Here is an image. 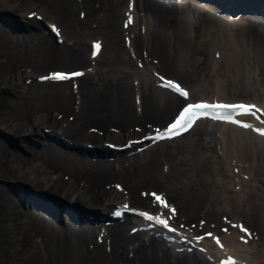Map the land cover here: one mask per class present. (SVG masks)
I'll return each instance as SVG.
<instances>
[{"label": "bare ground", "instance_id": "1", "mask_svg": "<svg viewBox=\"0 0 264 264\" xmlns=\"http://www.w3.org/2000/svg\"><path fill=\"white\" fill-rule=\"evenodd\" d=\"M217 1L0 0L8 16L15 14L7 16L10 29L48 28L47 22L63 37L11 31L0 20V126L17 135L55 125L71 142H91L83 150L98 154L110 149L107 142L130 140L127 148L110 149L118 154L113 159L81 158L49 141L20 153L0 140V173L24 182L13 193L0 192V244L9 246L15 264L41 258L47 264H221L230 257L236 264H264V135L257 131L264 129V14L242 11L251 7L242 0ZM260 2L245 3L263 12ZM27 4L38 7L24 10ZM70 63L75 66L64 67ZM71 70L82 75L26 82L36 72ZM166 75L181 82L187 98L161 86ZM193 94L255 105V115L234 114L241 124L203 117L209 126L196 138L173 146L161 139L131 156L123 153L148 142L142 135ZM151 194L167 202L170 214ZM120 205L167 219L175 231L139 213L131 225L117 219L95 235V227L63 220L68 214L82 221L87 212L97 216ZM223 214L231 228L218 234ZM144 225L150 228L140 229ZM233 225L251 233V254L245 232Z\"/></svg>", "mask_w": 264, "mask_h": 264}, {"label": "rangeland", "instance_id": "2", "mask_svg": "<svg viewBox=\"0 0 264 264\" xmlns=\"http://www.w3.org/2000/svg\"><path fill=\"white\" fill-rule=\"evenodd\" d=\"M165 1V0H164ZM183 3L186 5L187 4V0H183ZM33 7V9H37V7H36V4L34 5L33 4V6H32V4H27L26 6H25V8H24V10H26V9H29V8H32ZM191 11V10H190ZM10 12H8L7 10H5V6L3 5V4H0V20H1V22H2V25L5 27V28H8L9 30H11V31H15V32H21V33H24V34H26V33H34V32H37V33H43L44 35H46V36H48L50 39H52V40H54V39H57V40H61L63 37H61V35L59 34V30H58V28L55 26V24H54V27H56L55 28V30H54V32L53 31H50L47 27H42L41 26V24H39L38 26H31V25H25V29H24V27H19V28H14V29H10V25L8 26V22H7V20L6 19H8L7 18V14H9ZM11 15V14H10ZM24 16H25V14H23ZM13 16H15V14H13L12 13V16H8L9 18H11L10 20H12L13 18H16V17H13ZM33 16V15H32ZM13 17V18H12ZM37 19H40V17L39 16H35ZM50 19L52 18L51 17V15H49L48 16ZM19 24V23H18ZM20 26H22V25H20ZM37 27V28H36ZM136 27H139V24L137 23L136 24ZM88 46H89V48H88V51H90L91 50V48H92V43H90V44H88ZM210 52V51H209ZM72 64H74V66H75V63H70L69 65L68 64H66L64 67L65 68H71L70 66H72V67H74ZM20 65V62L18 63V66ZM57 65H59L60 66V64H57ZM149 70V69H148ZM39 71V70H38ZM38 72H36L35 74H33V76L31 75L29 78H27L26 79V82H29V80H36V81H39V80H45V79H43V78H45V77H49L48 75H49V73L50 72H48V73H43V74H37ZM135 75H133L132 76V78H135L134 80L136 81V82H138V81H142V79H143V77H142V74H140L139 75V73H134ZM41 75H43V76H41ZM146 78V77H145ZM145 78H144V80H145ZM164 79H168V80H171V81H174V82H178V84H180V85H182L181 84V82H179V81H177V79H175V78H173V77H168L167 75L164 77ZM146 80H147V82H149L148 81V79L146 78ZM197 96V94H193L191 97V99H196L195 97ZM136 97H137V94H136ZM194 97V98H193ZM242 98H244V99H246V97L244 96V97H242ZM137 99V98H136ZM192 101H194V100H192ZM179 105V104H178ZM173 115V114H172ZM171 117V116H170ZM166 119H169V118H164L161 122H159V123H157V124H153L152 125V128L151 129H157L156 127H158V126H160L161 125V123H163V121H165ZM171 119V118H170ZM169 119V120H170ZM168 121V120H167ZM209 126V124H207V120H205V119H201V120H199L198 121V123H197V125H195V128H194V130L192 131V132H190L188 135H186V136H183V137H180V138H175V140L174 139H164L165 140V142L167 143V144H169V146H173V145H176L179 141H181V139H183V138H185V139H187L188 137L189 138H196L197 137V131L201 128V127H203V126ZM155 126V127H154ZM36 130V131H35ZM35 130H33L32 132H31V134L30 133H28V131H26V132H24V133H19V134H14V133H12L11 131H9V130H7V129H3V127L2 126H0V140H5V141H7V142H10L13 146H15V148L17 149V151H19L20 153H21V151H25V150H27L28 148H30V147H32V145H33V147L35 146V145H39L40 147H43L44 145H45V143L46 142H51L53 145H55V146H57V147H59V148H61V149H63L64 151H67L68 153H71V154H74V155H77V156H79V157H81V158H88V159H94V158H96L97 156H100V157H109V159H113V158H115L118 154L115 152V151H112V150H110L111 148L112 149H120L119 148V146L120 145H122V144H124L125 142H123V143H112V142H107L108 143V145H109V147H110V149H108L107 151H104V152H101V153H95L94 151H90L89 150V152L88 151H85V150H83V148H88L89 147V149L91 148V147H93V145H92V143L91 142H71V140L66 136V135H64L62 132H61V130L59 129V128H57L55 125H53V126H47V125H45V124H43L42 126H38V128L36 127L35 128ZM54 131H57V132H54ZM11 132V133H10ZM34 132V133H33ZM150 132V131H149ZM148 132V133H149ZM30 135H32V137H31V141H29V140H27V139H25L24 140V138H22L23 136H30ZM144 135H146V134H144ZM66 136V137H65ZM143 136V135H142ZM16 141V142H15ZM33 141V142H32ZM13 142V143H12ZM34 143H35V145H34ZM89 145H88V144ZM109 143H111V145L109 144ZM145 144V145H144ZM142 146L141 145H138L137 147L135 146V149H134V147L132 148V149H129V150H127V151H125V152H123L124 154H126V156H131L132 154H134L135 152H140L142 149H145V148H147V147H152V146H154V145H150V144H153V142H151L150 144L149 143H144ZM86 145H88V146H86ZM95 145H97L96 146V148H98V147H101V145L102 144H95ZM118 145V146H117ZM135 145V144H134ZM133 145V146H134ZM85 146V147H84ZM140 146V147H139ZM81 149V150H80ZM109 152V153H108ZM117 154V155H116ZM103 155V156H102ZM111 155V156H110ZM95 156V157H94ZM9 173V174H8ZM0 192L2 191V190H4V191H8V192H10V193H13V191L17 188V187H19V186H21V184H24V182L22 181V180H20L19 178H16V176H13V175H10V172H8V171H3V172H1L0 173ZM13 176V177H12ZM21 183V184H20ZM29 186V185H28ZM29 187H32V185H30ZM35 188V190L37 189V186H35V187H33V189ZM69 204V203H68ZM33 208L35 209V210H38L39 209V212L41 213V214H43V216L45 215V217H47V218H51V219H53L52 218V216L53 215H49L48 213H47V211L43 208V207H40V206H36V205H34L33 206ZM43 208V209H42ZM68 208H71V207H69V206H67V209ZM109 208V207H108ZM138 209H140V208H138ZM45 210V211H44ZM107 210H109V209H104L103 211L104 212H102L103 214H106V212H107ZM160 211H162L164 214H167L168 212H167V210L164 208V207H162L161 206V208H160ZM64 213V212H63ZM102 213H101V215H102ZM168 214H170V213H168ZM167 214V215H168ZM90 215H93L92 213H89V212H87V213H85L82 217V221L81 220H78V219H75L74 217H71L70 218V216H68V214H64V218H63V220L65 221V220H68V221H71V219H72V221H74V222H72L73 223V225L76 227V228H79V227H81V223H84V225L86 224V225H90V226H92V227H95V232H94V234L93 235H95V234H97V233H99L100 231L99 230H101V229H103L104 227H105V225H107V224H109V223H112L113 221H118V220H122V219H125L126 221H127V224H128V226L129 225H131L132 224V222H134V220L137 218V216L135 215V214H133V216H132V213L131 214H124V215H122L121 217H117V218H113V219H108V218H103V217H101V215H100V217H98L99 215H97V216H95V215H93V220L91 221V220H89V219H86L87 218V216H90ZM223 216H225V218H224V220L222 221V222H224V224H223V226H222V228L223 229H219L218 230V234H222L223 232H225V229H226V231H228V230H230V226L228 225V223L226 222L227 221V215L226 214H223ZM54 217V216H53ZM124 217H126V218H124ZM54 218H56V217H54ZM59 219V218H58ZM106 219V220H105ZM118 219V220H117ZM63 220H60L59 219V221L58 222H56V220H54L57 224H59V225H63ZM109 220V221H108ZM226 223V224H225ZM135 228V227H134ZM140 229H142V230H145L146 228H144V227H141ZM208 230H204L203 231V233H205V232H207ZM222 232V233H221ZM148 233V232H147ZM150 233V232H149ZM148 233V234H149ZM144 234H145V232H144ZM247 234L245 233V241H247V242H245V243H247V249H246V251L248 252L249 250H252V248H251V246H252V244H251V246H250V243L251 242H249L248 240H249V238H248V236H246ZM164 239H166L168 242H171L172 241V239H167V237L164 235V234H162L161 235ZM1 240H2V238H1ZM4 246H5V244H3ZM3 245H1L0 244V264H15V259L14 258H11L10 257V255H9V253H8V250H7V248H9V246L7 247V248H4V246ZM262 246H264V243H263V245ZM43 245H41V247H39L38 248V252L40 253V256H42L43 257V255L45 254V252H44V250H43ZM253 247V246H252ZM251 248V249H250ZM181 249V248H180ZM249 249V250H248ZM249 253L251 254V251H249ZM41 258V257H40ZM37 264H47V261H44L42 258L40 259V261H38L37 262ZM106 264V263H105Z\"/></svg>", "mask_w": 264, "mask_h": 264}, {"label": "snow or ice", "instance_id": "3", "mask_svg": "<svg viewBox=\"0 0 264 264\" xmlns=\"http://www.w3.org/2000/svg\"><path fill=\"white\" fill-rule=\"evenodd\" d=\"M95 47L97 50H99L100 45L97 43ZM72 75L80 76L82 74L77 72ZM49 78L57 79V80H67L69 79V76L65 74H53L52 77H45V79H49ZM161 80H164V83L161 86L174 91L175 93H177L178 95L184 98L188 97L189 93L186 90H184L180 84L175 83L171 80H165L163 77H161ZM254 108H256L255 105L222 104V103L209 104L204 102L196 103V104L189 103L182 108V110L179 112L175 120L165 130L161 131L157 129V135L154 137H148V139H153V140L171 139L175 136L181 135L182 133L187 132L189 129H191L195 124V122L201 117L211 116L214 119L228 120L231 123L241 124L240 120L233 119V115L234 114L255 115V112H253ZM256 111H259V109H256ZM242 126L250 127V125L248 124H243ZM257 131L261 135H264V129H257ZM151 195L155 197V200L159 202L162 207L169 208L167 202L164 201L160 195H156V194H151ZM124 208L127 209V206L125 205ZM171 212L175 214V209L174 208L171 209ZM139 214L145 217L148 221H155L156 224L161 225L166 229H169V231H175V229L169 228L167 219L154 217L145 212H141ZM115 215L120 216L121 213L116 212ZM233 227H239L242 232H245L248 236H251V233L248 232V230L244 228L242 225L240 226L233 225ZM207 235L211 236L212 234L207 233ZM241 239L243 240L244 237H241ZM217 243H219V240H217ZM221 264H236V262L233 258L230 257L227 260L222 261Z\"/></svg>", "mask_w": 264, "mask_h": 264}, {"label": "water", "instance_id": "4", "mask_svg": "<svg viewBox=\"0 0 264 264\" xmlns=\"http://www.w3.org/2000/svg\"><path fill=\"white\" fill-rule=\"evenodd\" d=\"M70 210H72V209H70Z\"/></svg>", "mask_w": 264, "mask_h": 264}]
</instances>
